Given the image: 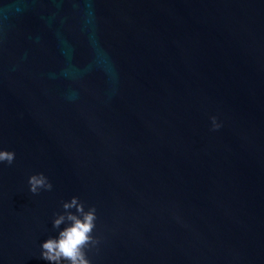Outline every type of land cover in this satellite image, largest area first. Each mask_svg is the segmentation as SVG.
<instances>
[{
    "label": "water",
    "instance_id": "95a60500",
    "mask_svg": "<svg viewBox=\"0 0 264 264\" xmlns=\"http://www.w3.org/2000/svg\"><path fill=\"white\" fill-rule=\"evenodd\" d=\"M0 150V264L74 196L91 264H264V0H0Z\"/></svg>",
    "mask_w": 264,
    "mask_h": 264
},
{
    "label": "clouds",
    "instance_id": "9594fccd",
    "mask_svg": "<svg viewBox=\"0 0 264 264\" xmlns=\"http://www.w3.org/2000/svg\"><path fill=\"white\" fill-rule=\"evenodd\" d=\"M214 128L221 125L212 117ZM15 152L0 150V163L11 165L15 160ZM30 192L39 194L41 190L52 191L53 184L44 173L31 175L28 181ZM64 212L56 214L53 228L59 230L58 235L50 237L42 245L41 258L49 264H91L87 249L95 242L92 235L96 227V209L85 210V205L79 197H72L63 203ZM75 209V212L72 211ZM61 225H65L61 228Z\"/></svg>",
    "mask_w": 264,
    "mask_h": 264
}]
</instances>
